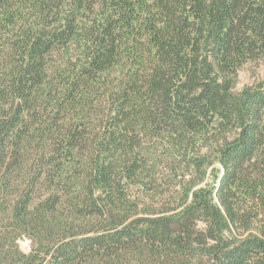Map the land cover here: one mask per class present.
<instances>
[{
    "label": "trees",
    "instance_id": "16d2710c",
    "mask_svg": "<svg viewBox=\"0 0 264 264\" xmlns=\"http://www.w3.org/2000/svg\"><path fill=\"white\" fill-rule=\"evenodd\" d=\"M258 61L264 0H0V264H264Z\"/></svg>",
    "mask_w": 264,
    "mask_h": 264
},
{
    "label": "rangeland",
    "instance_id": "374dc122",
    "mask_svg": "<svg viewBox=\"0 0 264 264\" xmlns=\"http://www.w3.org/2000/svg\"><path fill=\"white\" fill-rule=\"evenodd\" d=\"M262 81H264V64L259 61L245 64L239 71L237 90L241 91ZM19 245L24 252H29L31 249V241L27 238L20 240Z\"/></svg>",
    "mask_w": 264,
    "mask_h": 264
}]
</instances>
